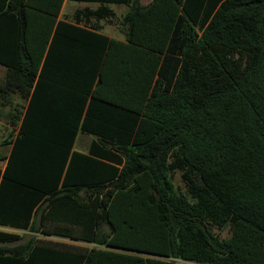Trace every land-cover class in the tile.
I'll return each instance as SVG.
<instances>
[{
  "label": "trees",
  "instance_id": "16d2710c",
  "mask_svg": "<svg viewBox=\"0 0 264 264\" xmlns=\"http://www.w3.org/2000/svg\"><path fill=\"white\" fill-rule=\"evenodd\" d=\"M64 1L0 0V227L34 234L0 264H264V0ZM113 4L123 40L90 25Z\"/></svg>",
  "mask_w": 264,
  "mask_h": 264
},
{
  "label": "rangeland",
  "instance_id": "374dc122",
  "mask_svg": "<svg viewBox=\"0 0 264 264\" xmlns=\"http://www.w3.org/2000/svg\"><path fill=\"white\" fill-rule=\"evenodd\" d=\"M69 7V10H82L84 8L83 4H74L69 3L67 4V9ZM115 16L111 17L109 19H104L101 21L96 22L94 19L90 21V25H99L101 28L104 29V32L107 33L110 36L113 37H123L125 33V27L122 26V18L123 13L127 11L126 6H110ZM93 8V7H92ZM6 70L0 67V83H2L5 79ZM26 105V101L23 100L20 95L15 94L11 96V104L4 105L2 102H0V155L7 156L10 152L11 145L9 144V141L13 140L18 132L19 125L13 126L11 124V116L16 113L15 108L18 107L22 112H24V108ZM93 140V136L82 134L80 133L77 137L74 149L82 152H86L90 142ZM5 166V161H0V168H3ZM172 182L178 190H180L183 193H186L187 186L182 178V172L181 171H175L173 173ZM0 230L13 233L16 235H19L21 239L17 243L25 242L28 238L33 236L34 234L21 230V229H15L10 227H0ZM211 231L215 236H217L219 239H226L231 235V227L227 226L223 229H219L217 227H211ZM36 236V235H35ZM38 236V235H37ZM42 237V236H38ZM42 238H46L48 240L57 241V242H63L68 244H75V245H81V246H88L91 247V244H87L84 242L68 239V238H61V237H55V236H45ZM16 243V244H17ZM186 264H199V263H192V262H184Z\"/></svg>",
  "mask_w": 264,
  "mask_h": 264
},
{
  "label": "crops",
  "instance_id": "0c3cea01",
  "mask_svg": "<svg viewBox=\"0 0 264 264\" xmlns=\"http://www.w3.org/2000/svg\"><path fill=\"white\" fill-rule=\"evenodd\" d=\"M151 1L152 0H141V2H142L143 5H148ZM69 3L83 4L84 5V8L83 9H85L86 7H88L90 9H92V10H96L99 7V5H100L99 3L75 2V1L65 0L64 1V4L62 6V9H61L60 15L58 17V21L59 20H62V21H65V22L70 23V24H73V25L76 24V18H81L83 20V16L79 13V11H80L79 9H77V10H71V8H70V10H69V7L67 9V4H69ZM110 6H125V5H116V4H113V5H110ZM125 13L126 12H124L123 14H125ZM93 19L96 22L102 20V19H96V18H91L90 20H93ZM79 24H80V26H84L82 22L79 23ZM94 26L99 28V30L97 32L102 33V34H105V35H108L107 33L104 32V29L101 28V26H99V25H94ZM108 36H110V35H108ZM110 37H113V36H110ZM113 38H117V39L123 40L124 39V36L123 37H113ZM0 67L6 70V68L4 66L0 65Z\"/></svg>",
  "mask_w": 264,
  "mask_h": 264
}]
</instances>
